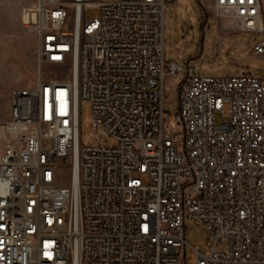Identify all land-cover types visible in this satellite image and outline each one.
Here are the masks:
<instances>
[{
	"label": "built area",
	"instance_id": "built-area-1",
	"mask_svg": "<svg viewBox=\"0 0 264 264\" xmlns=\"http://www.w3.org/2000/svg\"><path fill=\"white\" fill-rule=\"evenodd\" d=\"M176 0H35L37 40L0 144V264H264V73L189 68L183 130L166 132V13ZM93 7L98 15L87 17ZM222 29L256 31L264 0H213ZM92 111L93 142L81 138ZM227 120L218 122L217 114ZM69 177L70 182L63 180ZM213 235L187 260L188 220Z\"/></svg>",
	"mask_w": 264,
	"mask_h": 264
},
{
	"label": "rangeland",
	"instance_id": "rangeland-1",
	"mask_svg": "<svg viewBox=\"0 0 264 264\" xmlns=\"http://www.w3.org/2000/svg\"><path fill=\"white\" fill-rule=\"evenodd\" d=\"M27 0H1L0 2V144L5 122L9 119L11 95L15 89H26L35 84L37 75V40L35 31L15 20L12 8L23 6ZM33 3L35 0H30ZM213 0H176L169 3L166 13L167 62L184 66L178 74L165 76V111L170 114L166 132L174 136L183 130L179 119V87L189 68L195 74L212 76L264 73V55L254 53V45L261 39L256 31H230L222 29L219 18L208 5ZM12 7V8H11ZM98 15L96 8L86 11L87 17ZM264 35V31H263ZM217 114V121L227 120ZM81 138L93 142L92 111L89 103L81 109ZM69 183V177L63 180ZM212 232L197 220H188L186 228L187 260L195 261L198 248L209 250Z\"/></svg>",
	"mask_w": 264,
	"mask_h": 264
},
{
	"label": "bare ground",
	"instance_id": "bare-ground-1",
	"mask_svg": "<svg viewBox=\"0 0 264 264\" xmlns=\"http://www.w3.org/2000/svg\"><path fill=\"white\" fill-rule=\"evenodd\" d=\"M260 25L263 27V29H264V22H260ZM3 193H4V188H3V186L0 184V197L3 195Z\"/></svg>",
	"mask_w": 264,
	"mask_h": 264
},
{
	"label": "crops",
	"instance_id": "crops-1",
	"mask_svg": "<svg viewBox=\"0 0 264 264\" xmlns=\"http://www.w3.org/2000/svg\"><path fill=\"white\" fill-rule=\"evenodd\" d=\"M0 2H1V0H0ZM30 4H31V1L30 0H27V1H24V4H21V5L27 6V5H30Z\"/></svg>",
	"mask_w": 264,
	"mask_h": 264
}]
</instances>
